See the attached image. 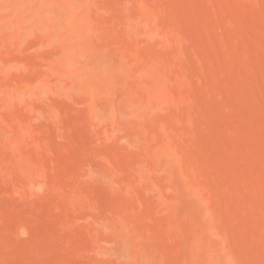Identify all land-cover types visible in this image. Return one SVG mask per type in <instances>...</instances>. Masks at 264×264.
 Segmentation results:
<instances>
[{
	"label": "rangeland",
	"instance_id": "obj_1",
	"mask_svg": "<svg viewBox=\"0 0 264 264\" xmlns=\"http://www.w3.org/2000/svg\"><path fill=\"white\" fill-rule=\"evenodd\" d=\"M0 264H264V0H0Z\"/></svg>",
	"mask_w": 264,
	"mask_h": 264
}]
</instances>
